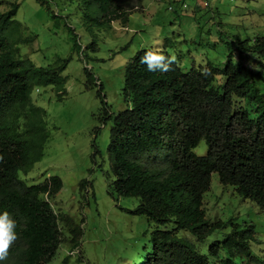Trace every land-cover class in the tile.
I'll list each match as a JSON object with an SVG mask.
<instances>
[{
    "label": "trees",
    "instance_id": "1",
    "mask_svg": "<svg viewBox=\"0 0 264 264\" xmlns=\"http://www.w3.org/2000/svg\"><path fill=\"white\" fill-rule=\"evenodd\" d=\"M37 1L50 7V0ZM86 1L108 22H128L124 0ZM20 8L21 0H14L0 11V215L8 212L15 220L17 240L25 248L14 261L0 264H51L65 241L63 227L74 247L81 230L50 204L63 188L60 177L29 186L21 175L42 160L50 137L47 112L33 102V89L59 84L67 62L38 67L21 57ZM231 46L223 69L209 63L185 71L178 63L172 71L150 72L140 62L145 51L126 67L128 107L114 119L109 146L113 194L138 198L134 213L156 225L132 264H264V253L251 250L253 225L231 222V231L207 253L201 247L226 225L211 222L204 208L214 173L264 211V36ZM217 76L223 77L221 84ZM204 141L208 151L199 156L195 150ZM86 186L82 182L81 189Z\"/></svg>",
    "mask_w": 264,
    "mask_h": 264
},
{
    "label": "rangeland",
    "instance_id": "2",
    "mask_svg": "<svg viewBox=\"0 0 264 264\" xmlns=\"http://www.w3.org/2000/svg\"><path fill=\"white\" fill-rule=\"evenodd\" d=\"M12 1L0 0V11ZM123 7L129 14L126 24L108 22L105 13L86 0H50L49 8L37 0H21V57L38 67L67 62L59 84L33 89V102L47 112L50 137L42 160L21 175L29 186L60 177L63 188L50 204L81 230L74 247L72 234L63 227L65 241L51 264H132L156 229L147 217L134 213L138 198L113 194L111 129L115 117L128 107L124 87L132 58L162 46L185 71L209 63L223 69L232 42L264 36V0H124ZM233 62H239L238 51ZM223 80L217 76V84ZM207 151L205 141L195 150L199 156ZM82 182L87 183L83 190ZM204 208L211 222L226 224L201 245L204 253L231 231V222L244 228L253 225L251 250L258 256L264 253V211L234 187L223 185L217 173L204 196ZM24 248L16 240L3 262L14 261Z\"/></svg>",
    "mask_w": 264,
    "mask_h": 264
},
{
    "label": "clouds",
    "instance_id": "3",
    "mask_svg": "<svg viewBox=\"0 0 264 264\" xmlns=\"http://www.w3.org/2000/svg\"><path fill=\"white\" fill-rule=\"evenodd\" d=\"M140 62L147 66L150 72L172 71V65L178 64L175 55H165L162 46H151L141 56ZM16 222L12 219L8 212L0 215V262L8 259L9 250L18 239L15 231Z\"/></svg>",
    "mask_w": 264,
    "mask_h": 264
}]
</instances>
